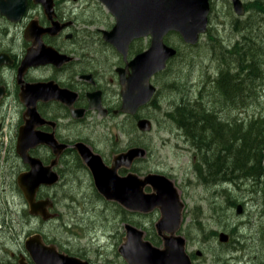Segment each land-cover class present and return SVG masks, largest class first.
<instances>
[{
	"label": "rangeland",
	"instance_id": "rangeland-1",
	"mask_svg": "<svg viewBox=\"0 0 264 264\" xmlns=\"http://www.w3.org/2000/svg\"><path fill=\"white\" fill-rule=\"evenodd\" d=\"M244 1L246 13L239 15L231 0H213L211 30L198 46H185L187 43L176 34L172 36L173 43L166 39L168 44L180 48V54L171 59L167 70L153 77L158 87L156 96L140 111L142 117L154 123L151 130L139 129L137 119L129 116L116 119L122 122L120 127L114 125L115 119L90 125V128L93 127L92 138L105 154L110 155L115 148L125 149L132 143L142 145L149 153L139 164L141 171L163 172L176 180L186 202V225L182 232L188 238V250L195 264H264V198L253 193V183L249 179L234 181L219 177L216 180H201L199 170L205 176L208 173L200 166L202 153L187 140L184 131L174 121L177 106L195 105V101L205 102L208 111H221L237 119L245 117L244 124L250 121L249 80H244L242 84L243 95L249 94V97L241 108L235 99L217 100L219 91L213 82L221 59L215 58L210 44L212 34L226 46L250 40L248 35L254 27L253 31L257 34H251L261 44L263 42L257 58L264 57V12L255 10L257 5L252 7L256 0ZM76 12H82V16L86 13V16L95 19L96 26L107 27L115 22L98 0H80ZM237 23L239 27L245 25L239 28ZM246 26L248 29L245 30ZM149 43L150 38L144 37L135 42L134 48L145 49ZM87 45H93L98 54L105 52L95 39L91 38ZM253 48L256 53L255 45ZM224 56L232 61L227 53ZM259 95L264 101V90ZM260 100L251 107L255 113L264 107ZM8 136L9 132L0 133V141H7ZM2 154L3 150L0 156ZM68 166L71 167V162ZM10 169L0 166V264L17 262L21 253L27 254L25 239L36 232L42 233L47 241L55 242L61 250L82 254L93 264H127L118 251L125 234V222L143 227L150 239L160 242L154 238L158 212L128 213L117 201L96 197L93 194L97 192L94 182L77 169L73 171L74 178L69 176L67 180L68 177H63L62 185L54 189V192L60 190V202L52 207L57 215L49 220L32 216L23 192L17 186L18 172H10ZM78 174L84 175L85 179L78 180ZM231 199L237 200L236 203L229 204L227 201ZM239 204L243 206L242 213L237 211ZM193 218L194 222L189 227ZM221 231L230 235L229 244L219 239ZM236 254L243 257L235 259Z\"/></svg>",
	"mask_w": 264,
	"mask_h": 264
},
{
	"label": "flooded vegetation",
	"instance_id": "flooded-vegetation-1",
	"mask_svg": "<svg viewBox=\"0 0 264 264\" xmlns=\"http://www.w3.org/2000/svg\"><path fill=\"white\" fill-rule=\"evenodd\" d=\"M79 1L0 0V133L9 132L7 141H0V151L3 150L1 165L11 168L10 172H18L17 176L21 171L30 170V163L23 159L17 149L23 125L28 123L35 132L52 133L58 142L66 144L61 151L49 143L36 142L30 146L29 153L39 158L44 165H52V169L59 174L55 184H42L37 193L39 198L50 197L54 204L60 202V190L54 192V189L62 185L63 177H68L67 180L69 176L74 178L73 171L76 169L94 182L92 171L78 149L79 142L99 152L107 164L112 163L115 154L134 145L132 143L125 149L115 148L110 155L105 154L92 138L93 127L90 128V125L115 119L114 125L120 127L122 122L117 118H138L141 109L155 98L139 106L135 114L123 108L121 70L129 76L132 69L128 63L142 50L134 48L135 42L144 37L151 39V36L133 40L124 54L104 38V30H110L115 22L107 27L96 26L95 19L86 16V13L82 16V12H76ZM98 2L116 21L107 5L101 0ZM243 2L245 5L246 2ZM91 38L103 46L107 55L105 52L98 54L93 45H87ZM43 46H51L60 53L57 62H31L24 67L23 60L28 53L33 52V49L42 50ZM221 75L218 73L216 86ZM38 84L40 88L45 84L51 85L55 87L56 93L45 95L40 92ZM28 92L30 95H27ZM237 94L231 79L228 88L218 92L217 100L235 99ZM233 106L234 103L231 109ZM143 160L135 159L131 170L143 174L145 171L139 168ZM68 162H71V167ZM128 171L123 166L119 169L121 174ZM78 177L80 181L85 179L81 174ZM150 189L147 187V190ZM135 213L141 214L138 211ZM34 216L47 220L41 214Z\"/></svg>",
	"mask_w": 264,
	"mask_h": 264
},
{
	"label": "water",
	"instance_id": "water-1",
	"mask_svg": "<svg viewBox=\"0 0 264 264\" xmlns=\"http://www.w3.org/2000/svg\"><path fill=\"white\" fill-rule=\"evenodd\" d=\"M114 13L116 21L110 30H104V38L114 44L124 54L130 43L146 35L151 36L147 48L138 52L128 63L132 71L129 76L122 73L123 108L134 113L140 105L151 100L156 85L152 76L165 69L169 59L177 54L178 49L165 40L170 31H177L187 43H197L201 35L208 30L210 0H101ZM235 11L244 14L243 0H232ZM60 53L51 46L33 52L23 60V65L31 62H57ZM47 85V86H46ZM39 90L45 95L55 94V87L45 84ZM47 91V92H46ZM27 95H30L28 92ZM137 125L148 131L153 127L151 119L139 118ZM36 142H46L57 151L65 147L52 133L35 132L25 124L18 138V152L31 165L30 170L21 171L17 182L29 204L30 212L41 214L45 219L55 216L50 211L54 204L50 197H37L42 184L52 185L59 179L58 172L52 165L43 162L29 153V148ZM81 156L92 171L98 191L109 200H115L122 206L135 211L150 212L156 208L161 216L156 221V230L161 235L162 245L155 244L146 237L143 228L131 222L124 225L125 234L118 250L128 264H194L187 250V239L180 233L183 221L185 201L175 181L165 173L149 171L143 175L136 171L121 174V166L131 168L135 159L147 153L144 146L135 145L114 155L112 163L107 164L103 156L84 142L77 144ZM55 162L53 161V164ZM151 187L147 190L146 187ZM239 204L237 211L242 212ZM229 234L220 232V239L228 240ZM25 248L31 260L21 254L18 262L8 264H92L79 255L60 251L55 243H49L40 232L25 239ZM200 253V251H198Z\"/></svg>",
	"mask_w": 264,
	"mask_h": 264
},
{
	"label": "trees",
	"instance_id": "trees-1",
	"mask_svg": "<svg viewBox=\"0 0 264 264\" xmlns=\"http://www.w3.org/2000/svg\"><path fill=\"white\" fill-rule=\"evenodd\" d=\"M254 5H257L254 7L255 10L264 12V0H256L253 2L252 7ZM237 25L239 27L238 23ZM246 29H248L247 26ZM210 30L209 28V31L204 36L208 35ZM253 30L254 27L250 29V32L253 33L255 31ZM251 33L248 35L250 36V40L245 39L242 43L232 44L231 46L221 44L214 34L210 36V44L214 56L221 59L219 62L220 68L217 72L222 73V75L220 82L217 84V90L221 93L223 89L228 88V82L233 79L234 87L238 91V94L234 97L235 103L239 104V108H241L242 104L245 103V99L249 97V94L243 95L244 87H242V84L244 80L250 81V121L244 124L245 117L237 119L236 116H227V113L218 114L215 111H208L206 103L199 101L193 102L195 105L185 104L177 106V117L174 121L184 131L183 134L187 140L190 143L193 142V145L202 153L200 156V166L205 168L208 173L205 176L203 171L199 170L201 180H216L219 177L229 178L234 181L249 179L253 183V193H257L258 196L264 198V107L262 111L256 113L253 112L254 110H251L252 105L259 103V94L264 90V57L257 58V55L262 50L261 45L263 42L261 44L260 41L255 39L257 37ZM175 34L181 37L179 33L175 31L171 32L166 37L169 43H173L172 36ZM171 39L172 42L170 41ZM180 39L183 40L182 37ZM198 44H185V46L195 47ZM254 45L256 53L253 50ZM178 49V54L174 58L180 54V48ZM224 53H227L231 60L237 64L228 61ZM248 72H250V75ZM218 73L213 82L214 84L218 81ZM251 86L253 87L251 88ZM205 88L207 89V87ZM201 90L203 91V87ZM260 102L264 105V101L260 100ZM204 150L206 151L204 152ZM96 194L99 197L102 196L98 191ZM236 201L231 199L227 202L235 204ZM126 212L129 213L130 211ZM193 222L194 218L191 219L189 227ZM154 238L159 239L156 233ZM154 240L156 241V239ZM230 242L231 238L228 244ZM234 256L235 259L243 257L237 254Z\"/></svg>",
	"mask_w": 264,
	"mask_h": 264
},
{
	"label": "bare ground",
	"instance_id": "bare-ground-1",
	"mask_svg": "<svg viewBox=\"0 0 264 264\" xmlns=\"http://www.w3.org/2000/svg\"><path fill=\"white\" fill-rule=\"evenodd\" d=\"M245 8H246V5H245ZM246 10H247V9H246ZM245 13H246V12H245ZM245 13H244V14H245ZM244 14H239V15H244ZM169 34H170V33H169ZM169 34H168V35H169ZM168 35H167V36H168ZM182 39H183V38H182ZM183 40H184V39H183ZM184 41H185V40H184ZM185 42H186V41H185ZM178 51H179V50H178ZM178 51H177V54H178ZM177 54H176V55H177ZM171 59H172V58H171ZM171 59L169 60V62L171 61ZM169 62H168V64H169ZM163 71H164V70H163ZM160 72H162V71H160ZM154 97H155V96H154ZM154 97H153V98H154ZM153 98H152V99H153ZM152 99H151V100H152ZM151 100H150V101H151ZM150 101H149V102H150ZM149 102H148V103H149ZM52 200H53V199H52ZM53 202H54V201H53ZM52 206H53V205H52ZM52 206H51V208H52ZM237 208H238V206H237ZM242 208H243V206H242ZM242 212H243V210H242ZM242 212H238V213H242ZM29 213H30V212H29ZM30 214H31V213H30ZM31 215H32V214H31ZM32 216H33V215H32ZM230 219H231V218H230ZM235 237H236V236H235Z\"/></svg>",
	"mask_w": 264,
	"mask_h": 264
}]
</instances>
